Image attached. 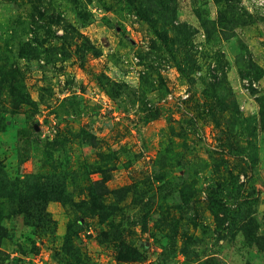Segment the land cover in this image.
I'll return each instance as SVG.
<instances>
[{
  "label": "rangeland",
  "instance_id": "1",
  "mask_svg": "<svg viewBox=\"0 0 264 264\" xmlns=\"http://www.w3.org/2000/svg\"><path fill=\"white\" fill-rule=\"evenodd\" d=\"M0 162V264H264V0H0Z\"/></svg>",
  "mask_w": 264,
  "mask_h": 264
},
{
  "label": "trees",
  "instance_id": "2",
  "mask_svg": "<svg viewBox=\"0 0 264 264\" xmlns=\"http://www.w3.org/2000/svg\"><path fill=\"white\" fill-rule=\"evenodd\" d=\"M156 32L158 33V35L160 37H162V39L164 41H166V42L168 41L169 36H168L167 32L161 33L159 30ZM24 93H22V99L24 97ZM55 174H57V172H55ZM57 177H60V176H57ZM57 180H58L57 178L53 179V180L49 179L47 182H45L43 187H40V189H38V188L33 189L31 184L26 182L25 184L28 187V191L26 193H24V188L21 189V185L15 183V182H11L9 180L7 173H5V171H4V166L0 162V200L2 198V196H1L2 189L6 188L9 190L6 193V198L10 201L11 204L14 205V208H13L14 211H17L20 215H25L27 209L34 207V208H36L34 211H35V214L37 216L36 217L37 221L40 218H41L40 220L46 219V216H47V213L45 211L46 201L49 199H54L55 195L59 191H61L60 190L61 185H59V184L56 185V183H55ZM97 185L99 187L94 186V184L86 186L83 191H87V197L81 199V201L76 202L77 205L73 206L76 211L82 212L84 214V216H85V211L88 210V211L94 212V214L102 217V214L104 213V211L107 210L105 205L111 199V198H108L109 195L112 194L114 197V194H116L114 190L109 191L103 185H99V183ZM19 189H21L20 190L21 195L19 193H17V190H19ZM83 191L81 193H83ZM120 197H122V196H120ZM120 197H118V199H120ZM70 203L72 204L73 201L72 200H66V199L63 200V204H65V205H68ZM81 207H83V208H81ZM110 207L112 209V212H115L117 210V208L112 206V205H110ZM31 214H34V213H31ZM27 221L30 225L36 224V222L34 223V222L30 221L28 218H27ZM1 229H2V226H1V222H0V230ZM43 230H44V228L42 230L36 231V233H35V231L32 233L36 234L38 236V233L43 232Z\"/></svg>",
  "mask_w": 264,
  "mask_h": 264
}]
</instances>
